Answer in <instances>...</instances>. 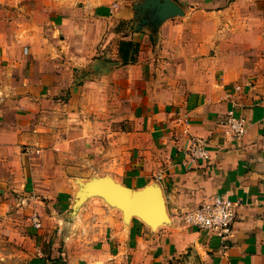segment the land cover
<instances>
[{
  "label": "crops",
  "instance_id": "crops-1",
  "mask_svg": "<svg viewBox=\"0 0 264 264\" xmlns=\"http://www.w3.org/2000/svg\"><path fill=\"white\" fill-rule=\"evenodd\" d=\"M114 1L0 0V226L25 264H264V0H174L183 14L161 20ZM229 110L247 120L239 139ZM98 177L157 184L170 221L98 194L73 209ZM216 196L241 203L225 239L180 219Z\"/></svg>",
  "mask_w": 264,
  "mask_h": 264
},
{
  "label": "water",
  "instance_id": "water-1",
  "mask_svg": "<svg viewBox=\"0 0 264 264\" xmlns=\"http://www.w3.org/2000/svg\"><path fill=\"white\" fill-rule=\"evenodd\" d=\"M141 7L155 8L157 20L183 14L182 8L174 0H145ZM93 194L103 196L109 203L118 207L124 218L137 216L151 228H157L170 221L162 189L157 184H146L141 188L132 189L110 177L93 178L78 192L75 206Z\"/></svg>",
  "mask_w": 264,
  "mask_h": 264
},
{
  "label": "built area",
  "instance_id": "built-area-1",
  "mask_svg": "<svg viewBox=\"0 0 264 264\" xmlns=\"http://www.w3.org/2000/svg\"><path fill=\"white\" fill-rule=\"evenodd\" d=\"M116 1L113 4L117 6ZM223 130L232 138L239 139L246 131L247 120L244 116H236L233 110H229L226 116L220 121ZM188 154L191 159H207L208 151L205 149L203 139L193 138L188 146ZM240 200L230 199L225 196H216L207 200L180 215V219L187 225L206 229L218 237L225 239L230 236L233 230V224L236 220L237 209L240 206ZM31 221L36 226H40V220L37 214L31 215Z\"/></svg>",
  "mask_w": 264,
  "mask_h": 264
},
{
  "label": "rangeland",
  "instance_id": "rangeland-1",
  "mask_svg": "<svg viewBox=\"0 0 264 264\" xmlns=\"http://www.w3.org/2000/svg\"><path fill=\"white\" fill-rule=\"evenodd\" d=\"M116 1L118 5L121 2V0ZM78 206H75L74 202L73 209ZM15 233L8 226H0V264H25L28 259V255H23L24 251H27L28 244L22 239L19 240V234L15 235Z\"/></svg>",
  "mask_w": 264,
  "mask_h": 264
},
{
  "label": "trees",
  "instance_id": "trees-1",
  "mask_svg": "<svg viewBox=\"0 0 264 264\" xmlns=\"http://www.w3.org/2000/svg\"><path fill=\"white\" fill-rule=\"evenodd\" d=\"M139 44L133 40H121L119 43V53L123 62L127 63L135 60Z\"/></svg>",
  "mask_w": 264,
  "mask_h": 264
}]
</instances>
